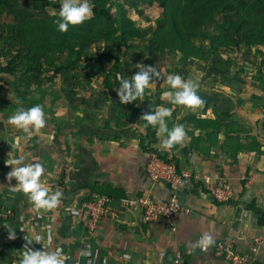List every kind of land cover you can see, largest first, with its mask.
I'll use <instances>...</instances> for the list:
<instances>
[{
  "label": "crops",
  "instance_id": "1",
  "mask_svg": "<svg viewBox=\"0 0 264 264\" xmlns=\"http://www.w3.org/2000/svg\"><path fill=\"white\" fill-rule=\"evenodd\" d=\"M172 70L157 69L161 77L146 90L143 101L121 104V108L115 91L119 81L112 93L100 82L99 90L85 93L88 98L84 108H79L82 112L75 114L68 101L46 116V126L39 133L19 144L5 137L22 136V132L0 127V143L7 145L1 147L0 159V264H13L26 239L33 240L32 250L62 249L65 264H226L215 254L222 243L264 264L263 86L246 81L222 85L207 81L199 72L198 80L194 68L189 73ZM136 73L128 70L126 78ZM169 73L198 84L197 94L204 104L193 110L161 99L170 90L164 82ZM108 106L117 107L115 117L108 116L109 122L105 120L111 112ZM160 107L173 109L167 120L170 129L183 125L186 132L185 140L171 149H165L156 130L144 128L140 120L144 113ZM152 150L178 164L180 170L217 185L230 184L233 199L219 202L201 184L192 182L179 195L182 206L190 210L188 215L144 223L140 211L128 209L123 201L150 190L159 198L170 197L168 186L154 184L146 173L155 155ZM19 156L26 163L45 166L41 179L51 192L63 193L56 208L38 213L22 192L13 189L17 181L7 179L11 167L5 162ZM93 194L112 200L115 217L104 219L89 236L84 204ZM9 227L15 230L14 240L8 239ZM206 232L215 244L193 250L191 245ZM36 236L41 242L34 241Z\"/></svg>",
  "mask_w": 264,
  "mask_h": 264
},
{
  "label": "trees",
  "instance_id": "2",
  "mask_svg": "<svg viewBox=\"0 0 264 264\" xmlns=\"http://www.w3.org/2000/svg\"><path fill=\"white\" fill-rule=\"evenodd\" d=\"M18 1L0 0V12L18 14L15 8ZM34 1L38 2L40 17L20 13L17 20L15 17L13 23L6 24L1 42L4 47L13 44L17 50L24 52L21 61L13 60L14 65L21 66L24 73L52 77L53 80L42 88L40 94L35 92L33 99L30 100L29 94L17 99L15 92L22 91L25 82L5 72L14 78L15 87H9L10 93L7 92L8 87L3 89L2 97L15 100L18 106L20 101H24L26 104L21 105L24 108L37 104L44 109L52 106L47 111L50 115L67 103L58 81L72 71H80L79 66L91 69L96 77L100 76L110 93L118 84L116 75H128L131 66H122L124 61L112 52H105L106 47L126 51L141 47L149 53L148 59L158 70L171 72L172 69H181L189 73L197 63L209 67L212 73L220 74L235 68L233 63L226 61L227 54L232 53L230 51H264V15L252 10L256 6L264 7V0H156L163 22L142 25L134 19L141 15L137 0H90L92 17L81 25L70 27L66 33L56 30L54 21L58 13L52 12L60 9L63 0ZM113 4L120 10L129 8L132 15L118 14L122 17H117L111 11ZM148 31L149 34H146ZM242 41L243 46H240ZM94 51L101 54L86 58ZM110 63L112 66L108 67L106 75H112L113 80L99 72ZM240 81H245L243 76ZM254 99L262 100L257 95ZM150 152L169 161L156 150ZM176 167L180 170L178 164ZM91 199L92 195L85 202Z\"/></svg>",
  "mask_w": 264,
  "mask_h": 264
},
{
  "label": "clouds",
  "instance_id": "3",
  "mask_svg": "<svg viewBox=\"0 0 264 264\" xmlns=\"http://www.w3.org/2000/svg\"><path fill=\"white\" fill-rule=\"evenodd\" d=\"M92 15L90 0H63L54 24L58 32L66 33L70 27L83 24ZM160 77L161 71H157L155 66H143L130 78L118 74L119 84L115 91L120 104L143 101L146 90L152 89L155 80ZM164 82L170 90L163 92L161 99L167 100L171 105L194 110L204 104L197 94L198 84L191 79H184L178 74H169ZM172 111V108L160 107L158 110L144 113L140 118L144 121V128L151 126L156 130V136L162 138L161 143L165 149H171L175 145L181 144L186 138L183 125H175L171 129L168 127L167 120L171 118ZM45 117V110L40 104L30 108L23 106L17 108L7 120L9 125L23 133L22 136L16 138L15 143L19 144L20 140L30 139L33 133H39L46 126ZM5 163L11 167L7 179L15 178L17 181L13 189L22 192L38 213L52 210L59 205L63 193L60 191L51 192L45 181L41 179L45 174V166L42 163H26L24 156L10 159ZM7 230L8 239L14 240L16 238L14 228L9 227ZM26 240L27 243L13 260V264H65L67 257L62 249L57 248L52 251L44 246L46 250H32L29 245L33 240ZM34 241L41 242V237L36 236ZM50 241L51 237L49 236ZM214 244L215 240L206 232L196 243L191 245V248L205 250ZM84 254L89 255L90 253Z\"/></svg>",
  "mask_w": 264,
  "mask_h": 264
},
{
  "label": "rangeland",
  "instance_id": "4",
  "mask_svg": "<svg viewBox=\"0 0 264 264\" xmlns=\"http://www.w3.org/2000/svg\"><path fill=\"white\" fill-rule=\"evenodd\" d=\"M137 1L141 6V11H140L141 15L138 14L137 16L134 17L137 24H140V25L151 24L152 22H157L161 24L163 22L162 14L159 13V11H157V5L155 2L156 0H137ZM15 8L18 14L11 15L10 13H5L3 11L0 12V73H3V74H0V127L3 130H5L8 127L9 129L14 128V126L9 125L7 123L8 117L13 115L15 111L17 110V108H19L21 105L26 104L24 101H20L19 106H18L15 100H11V99L7 100L6 98L2 97L3 89L5 90V88L8 87L7 92L10 93L8 91L9 87L10 89L15 87L13 84L14 78L10 77L6 73H10V75L14 77L21 78L23 79V82H25L24 84L25 86L22 87V91L15 92V97L17 99L22 98V96L25 97L28 94L31 95L29 96L30 100L33 99V97L36 96L34 94L35 92L40 94L42 88L48 85V83H50L53 80L52 77L49 78L47 76H37L35 74L27 75L26 73H24L21 70V66L14 65V61H13L14 59L21 61V59L24 57V52L17 50L15 46H13V44H10L9 46L4 47L3 42H1V39H2L1 36L3 33H5L6 24L13 23L15 21V17L17 20V17L19 16L20 13L23 12L34 18L40 17L37 1L19 0ZM252 10L255 13L264 15V7L256 6ZM111 11L113 12V14H115L119 18L122 17L123 15L126 17H130L132 15V10H130L129 8H124V10H120L117 8L116 4H113V6H111ZM52 12L58 13L59 10H55ZM146 34H149V31ZM242 43L244 42L242 41L240 43L241 44L240 46H243ZM106 50L107 52H112V54L115 56H119V58L122 59L125 63V64L122 63V66L126 64L131 66V69L129 68L131 73L138 72L143 66H153L154 64V62H151L148 59L149 53L144 51L141 47H138L135 50L126 51L123 49L117 50L115 47L111 46V47H106L105 52ZM230 52L232 53L227 54L226 61L234 64L233 66H235V68H233V71L232 70L227 71L224 74L212 73L209 67L207 69L206 67L195 63V65L193 66V68L195 69L194 75L197 77V79L200 75L206 76L207 81L209 82H211L212 80H214L215 82L219 81V84L222 83V85L224 82H229V81H233L234 83H237V81L239 82L241 80V77L243 76V79L246 82H249L250 84L258 83V85H262L264 88V51L257 52L255 50H252L248 52L245 50L240 51L239 49H236V51H230ZM100 54L101 53L94 51L91 55L87 56L86 58L91 57V56L98 57ZM218 63L220 64V62ZM110 66H112V64L106 65L105 67L106 69L104 68L100 69L101 71L99 72L101 74L104 73L107 78H110L111 80H113L112 75L109 74V77L107 76L108 74L106 75L107 71L109 70L108 67L110 68ZM79 67H80L79 69L80 71H77V72L72 71L58 81L61 84L62 89L64 90L63 96L67 100L66 102L68 101L70 102V108L74 110L75 114L79 113V111L82 112V110H80L79 108L81 105H82L81 108H84L83 105H85L86 99L88 98L86 94L91 91L96 92L97 90H99L101 88L99 86V83L102 82V80L99 78L100 76L96 77L97 76L95 75L96 73L93 72L91 69H85V68L83 69V67L81 66ZM241 68H243L244 70L242 71ZM198 72L200 75L198 74ZM115 81L118 82L117 75H116ZM11 92L13 93V91ZM103 97H104L105 102L109 101L108 98L106 99L105 96ZM119 106L121 108V104ZM51 107L47 106V108L44 109L46 116L48 114L47 113L48 108L51 109ZM108 107L111 110V112L113 111V113L111 112L106 113L107 115L105 117L106 121L108 120V116L115 117L114 112H116L117 110V107L116 108H112L111 106H108ZM59 108L61 109L63 107H59ZM2 118H3V121H2ZM109 120L111 121V119ZM9 132H12V131L9 130ZM17 137L18 136L10 137L8 134H6L5 139L14 138L16 140ZM3 146H7L6 143H4L3 145H1L0 143V159L2 158V153L4 152L3 149L1 148ZM13 156H15V154Z\"/></svg>",
  "mask_w": 264,
  "mask_h": 264
},
{
  "label": "built area",
  "instance_id": "5",
  "mask_svg": "<svg viewBox=\"0 0 264 264\" xmlns=\"http://www.w3.org/2000/svg\"><path fill=\"white\" fill-rule=\"evenodd\" d=\"M146 173L154 184H166L170 197L162 199L155 196L150 190L148 193L123 201L124 206L131 210H139L143 222L146 224L159 223L164 220H175L181 214L188 215L190 210L184 208L179 195L189 183L196 182L207 190L219 202H229L234 197L230 184L217 185L207 177H202L192 172L178 170L175 162L163 160L152 155L146 165ZM112 200L105 195L93 194L91 201L84 204L87 213L85 228L87 234H95L98 225L107 218L115 217L111 210ZM217 257L222 258L226 264H257V259L241 254L232 244L222 243L215 249ZM75 264H80L76 262Z\"/></svg>",
  "mask_w": 264,
  "mask_h": 264
}]
</instances>
